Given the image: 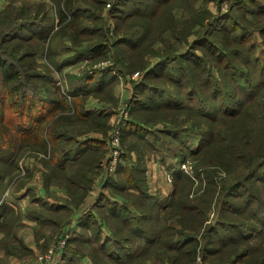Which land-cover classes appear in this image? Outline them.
I'll use <instances>...</instances> for the list:
<instances>
[{
	"label": "trees",
	"instance_id": "obj_1",
	"mask_svg": "<svg viewBox=\"0 0 264 264\" xmlns=\"http://www.w3.org/2000/svg\"><path fill=\"white\" fill-rule=\"evenodd\" d=\"M200 2L53 0L0 9L3 256L31 253L16 235L22 215L10 200L22 189L41 250L63 238L110 153V113L86 110L87 99L116 104L119 77L138 72L123 153L101 179L106 191L95 214L81 216L78 237L66 240L62 264H82L84 251L92 264H264V0ZM54 41L74 52L60 58ZM83 60L91 72L58 79ZM174 149L178 163L186 152L196 162L191 175L176 165L162 199L148 191L146 159L157 153L164 160ZM27 157L41 164L44 198ZM102 228L108 235L91 247Z\"/></svg>",
	"mask_w": 264,
	"mask_h": 264
},
{
	"label": "crops",
	"instance_id": "obj_2",
	"mask_svg": "<svg viewBox=\"0 0 264 264\" xmlns=\"http://www.w3.org/2000/svg\"><path fill=\"white\" fill-rule=\"evenodd\" d=\"M5 5L6 4L2 5V1H0V9L3 8ZM98 65L99 64H97V66ZM82 68L80 71H78L77 68H71V70L63 69L62 71L65 73V79L64 80L66 81V74L67 73L72 72L74 74H79L82 72ZM93 104H98V100L96 98L89 97L87 99V103H86V107H85L86 110H94V109H92V108H94ZM175 153H176V149H174L172 151V153L166 154L164 160L160 159L158 154H149V156L147 157V159H146V176L149 178V180L152 179V182H149V180H147V187H148V191L151 194H158L159 193V194L163 195L164 197H166L167 195L170 194V192L172 190V186L168 187L169 184H167L165 179L167 178L168 175H172L173 170L176 169V165H178L180 163V162L178 163L177 160L175 158H173V154H175ZM108 159L109 158L107 157L106 160H108ZM133 161H134V155H133V152H131V163ZM104 162H105V160H104ZM24 163H25L26 167H28V168L29 167L31 168L34 163L37 164V169L34 170V172H33V178H32V181H34L33 187H34L36 195L41 197V198H44L45 191H44L43 182H42L41 164L39 162H37L35 160V158H33V157H27L25 159ZM104 165H106V167H105L106 172H104V171L102 172V174L104 173V176L102 178H101V176H98L95 178L91 189L86 194L84 201L80 204L81 209H78V211H76L73 214L71 224L67 227V229L65 231L66 233L69 234V238H71L72 236L74 238L78 237V235L80 233L78 221H79L81 216H83L84 214H89V213L95 214L93 207L97 201V198L101 192L105 193V191H106L105 189L101 188V179L102 180L106 179L109 175H112L116 169V166H115V168L110 171L108 169L107 161H106V163H104ZM164 169H166V171ZM177 169H178V167H177ZM159 177H163V178L166 177L164 179L165 183L162 182L163 178H161V180H159ZM57 194L59 196H61L62 193L58 191ZM111 199H112V201L116 200L114 197H112ZM10 200L18 208H20L21 215H22L21 216V227L18 229L16 235L31 250V253L27 256H24V257H16V256L5 257V256H3V252L0 250V264H30V262L32 261V257L37 255L36 253H37L38 249L41 250L43 248V246H41V248L39 245L36 246L37 243H36L35 237H34V228L36 225V221L34 218L28 216L25 213V206L27 203V195H26V192L24 189L20 190L19 192L14 193ZM45 200H47L50 203H55L56 201H58V203H60V204L70 206L62 199L56 200L55 198H52V197H45ZM97 219L99 220V217H97ZM107 235H108L107 230L105 228H102V239H101V241H96L94 239H90L89 245L91 247L99 248V245L101 244L103 238H105ZM41 241H42V239L39 240V242H41ZM50 243L51 242H49V244ZM53 246H54V244L50 245L49 248H51ZM71 246H74V244H71ZM60 251L55 252L51 255V264H62L63 261H62ZM38 253H39V251H38ZM80 262L82 264H92L91 259H90L89 255L86 251H84V255L82 257H80ZM147 262H148V264H153L154 260H153V258H150V259H148ZM196 264H198V262H196Z\"/></svg>",
	"mask_w": 264,
	"mask_h": 264
},
{
	"label": "rangeland",
	"instance_id": "obj_3",
	"mask_svg": "<svg viewBox=\"0 0 264 264\" xmlns=\"http://www.w3.org/2000/svg\"><path fill=\"white\" fill-rule=\"evenodd\" d=\"M0 1H2V5L6 4L5 6H7L8 4H10L12 2H14V4H17V5L18 4H21V3H24V2H31V3H34V2H46L48 4V6H50V5L53 4V0H0ZM201 3L202 2H200V0H196V5L197 6L201 5ZM208 7L210 9H212V10L215 9L214 8V5L212 3H208ZM177 14H178V16H180V12L179 11H178ZM68 46H69V44L65 45L61 41H54V44H52V48L55 51L56 55L61 54V55H59L60 58H65L66 57L65 55L68 56V55H70L72 53V51L74 50L73 47H68ZM258 51H261V49L259 48ZM40 60L41 61H45L43 55L40 56ZM84 60L83 61H79V62H77L75 64H72L70 66H67L65 69L71 70V68H77V70L80 71L81 68L83 67L82 70L87 71V72H91L92 67L88 63H86V61H84ZM94 66H97V64L93 65V67ZM61 72L63 74H60L59 73L58 79L59 80H64L65 79V73L63 71H61ZM137 78H139V77H137ZM137 78L134 76V73L128 75L125 78L122 77V76L119 77L118 82L116 83V85L114 86V88L112 90V96L116 99V104H112L109 101H98V104H93L94 108H92V109L103 110L105 112H109L110 113V115H109V122H110L111 127H115L116 125L122 124V123H123V126H124L125 122L127 120H129L128 98H130L131 97V94H132V86H133V83L132 82H133V80H135ZM157 125L159 126V124H157ZM189 142H190V140L188 139V141H187L186 144H189ZM192 142H193V140H192ZM192 142H190V143H192ZM195 146H196L195 143H192L190 145V149H193ZM124 147H125V144L122 143L121 136H120V152H121V154L123 153ZM152 154H157V153H152ZM174 155L175 154H173V158H175ZM185 156H186V158L184 160H189L191 162L190 163L191 169L189 170V175H191L192 171L194 170V164H195L196 161H195L194 155L191 154V153H189V152H186ZM108 158L111 160L112 159V155L111 154H108ZM117 160L119 161V157H117ZM106 161H107V165H108V160H105V162ZM117 164H118V162H117ZM24 166L26 167L25 163H24ZM164 170L166 171V169H164ZM219 176H224V173H220ZM161 178H163V177H159V180H161ZM165 178H163V181H162L163 183H165L164 182V179ZM146 180H149V178L147 176H146ZM225 180L227 181V183L232 182L233 181L232 174H230L228 178L225 177ZM165 181L167 182V184H169V186L167 185L168 187L172 186V177H171V180H170V178L167 177L165 179ZM31 182H32V184L34 183V181H31ZM149 182H152V179L149 180ZM159 195L163 199L164 196L161 195V194H159ZM213 208L214 207L212 206L211 211L213 210ZM211 211H210V213H211ZM213 214H214V212H212L210 214V217H209L210 220H212L214 218V215ZM40 243H42V241L39 242V244ZM36 246H38V244ZM48 249L45 252H44V250L38 249L39 253L37 251L36 254L37 255H39V254L40 255L45 254V255L49 256V255H52L54 253V251H60V250H62V249H60V250L59 249H56L54 247L48 248ZM50 249H52V252L50 251ZM35 256H33L32 259L35 258ZM201 261H202V259H200V261H198V263L199 264H208V263H205L203 261H202L203 262L202 263ZM50 264H51V258H50Z\"/></svg>",
	"mask_w": 264,
	"mask_h": 264
},
{
	"label": "built area",
	"instance_id": "obj_4",
	"mask_svg": "<svg viewBox=\"0 0 264 264\" xmlns=\"http://www.w3.org/2000/svg\"><path fill=\"white\" fill-rule=\"evenodd\" d=\"M134 76H138V72H134ZM122 124H118L115 127H111L110 133H109V138H108V143H109V148H110V153L112 155V159H108V169L111 171L115 168L117 165V157H120V136L122 132ZM185 161V162H184ZM181 163L178 164V170L184 171L185 173L189 174V170L191 169L190 161L189 160H184ZM192 174V173H191ZM168 178H170L172 175H168ZM69 238V234L65 233L63 238L60 239L57 244H55L53 247L56 249H62L66 243V240ZM52 248V247H51ZM52 252V249H50ZM55 253V252H54ZM50 258L51 255L47 256L45 254L43 255H36L35 258H33L30 262V264H50ZM200 261V259H198ZM199 264V263H198Z\"/></svg>",
	"mask_w": 264,
	"mask_h": 264
}]
</instances>
